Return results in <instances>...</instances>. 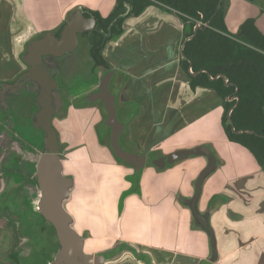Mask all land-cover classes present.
Instances as JSON below:
<instances>
[{"label": "crops", "instance_id": "obj_1", "mask_svg": "<svg viewBox=\"0 0 264 264\" xmlns=\"http://www.w3.org/2000/svg\"><path fill=\"white\" fill-rule=\"evenodd\" d=\"M116 1L0 0V83L11 84L24 71L32 40L59 30L77 10L107 18ZM223 17L232 35L241 34L248 18L264 35L255 17H242L233 29ZM121 29L105 43L102 58L124 125L120 139L145 162L135 170L114 156L109 141L108 150L85 135L81 142L63 137L69 143L63 174L74 180L65 208L84 252L102 256L97 264H264V173L247 149L227 139L217 93L190 88L180 65L189 37L184 24L174 12L149 6L126 17ZM198 147L216 160L196 203L214 235L213 260L209 236L187 204L207 157L155 163Z\"/></svg>", "mask_w": 264, "mask_h": 264}, {"label": "trees", "instance_id": "obj_2", "mask_svg": "<svg viewBox=\"0 0 264 264\" xmlns=\"http://www.w3.org/2000/svg\"><path fill=\"white\" fill-rule=\"evenodd\" d=\"M218 2L219 0H117L107 18L100 17L96 12L88 13L96 20L94 33L87 36L89 55L93 63L106 67L102 58L105 43L121 33L126 17L138 16L149 6L174 12L184 24L186 37L193 34L198 22L208 24L199 29L195 37L184 46V54L192 63V72L205 70L208 73L189 75L190 88L206 87L217 93L223 103L222 126L227 139L247 149L264 173V35L251 18L240 26V35L230 34L224 24L222 2L219 9H216ZM180 65L188 72L187 60L181 59ZM221 74L225 75L226 81L221 77L213 80L209 77L215 78ZM236 87L238 91L235 93ZM234 96L238 98V103L231 111L234 128L253 131L257 136L235 135L231 131L226 115L236 102L228 99Z\"/></svg>", "mask_w": 264, "mask_h": 264}, {"label": "water", "instance_id": "obj_3", "mask_svg": "<svg viewBox=\"0 0 264 264\" xmlns=\"http://www.w3.org/2000/svg\"><path fill=\"white\" fill-rule=\"evenodd\" d=\"M220 4L221 0H219L217 4V10L219 9ZM94 24V18L85 17L80 10L75 11L64 24L58 38L54 37L52 34H45L41 39L35 40L28 45L23 60L30 67L29 70L22 75L16 83L6 86V88L11 89L10 92H13L28 81H33L39 84L40 91L37 97L39 111L35 114V126L45 133V141L47 144L56 145L57 139L55 131L50 125V118L53 110L51 106L50 92L53 83L50 80L49 73L42 65V58L47 55L60 57L66 53H72L78 44V34L91 31ZM203 26L207 27L208 24L203 25L201 22L197 23L193 29V34L183 42L180 49L181 59L188 61V72L192 76L207 72L205 70L192 72V63L184 54V46L187 41L195 37L197 31L202 29ZM111 77V72L102 76L99 84V91L94 99L102 101L104 105L106 113L104 124L110 130L109 146L114 156L117 159L124 161L129 166H134L135 170H140L144 166L145 159L142 156L126 152L119 145V138L124 130V125L118 120L115 97L109 90ZM209 77L210 79L221 77L226 81L224 74L215 78H212L210 75ZM226 86H228L227 83ZM237 91L236 87L235 93ZM228 100H236L235 104L229 109L226 115L227 122L230 125L233 134H253L257 136L258 134L253 131L236 130L234 128L231 119V111L238 103V98L234 96ZM190 156H206L208 159V164L200 171L197 177L195 194L187 204L191 210L196 225L209 234L210 248L213 251L211 258L215 259L216 250L214 235L209 233L210 228L206 219L202 218L196 210V203L200 196L202 182L216 167L215 158L208 149L198 147L192 150L176 152L160 161H156L155 163L157 166L162 167L166 164L189 158ZM37 176L40 188L38 211L45 220L53 225L59 243V249L57 250L51 264H97V259H100L102 262V256H92L84 252V241L73 228V217L66 210L65 203L70 200L74 180L63 174L62 163L53 152L44 154L38 159Z\"/></svg>", "mask_w": 264, "mask_h": 264}, {"label": "rangeland", "instance_id": "obj_4", "mask_svg": "<svg viewBox=\"0 0 264 264\" xmlns=\"http://www.w3.org/2000/svg\"><path fill=\"white\" fill-rule=\"evenodd\" d=\"M221 2L223 13L232 29L237 27L244 16L255 17L261 26L262 24L264 26V0H221ZM89 48L88 38L81 35L72 55L62 58L63 67L60 82L64 88L71 91V96L80 89L81 94L84 93L87 84L99 83L100 78L107 71L106 67L93 63L89 55ZM28 103L24 100L14 108L4 110L5 113L1 115V118L6 116L7 119H10L14 131L24 138L32 136L33 132ZM86 104H92V102ZM60 109L58 116L64 121L62 129L64 138L73 142H81L85 135L88 142H98L109 150V130L104 125L105 111L101 110L99 104L73 107L69 99H64ZM33 110L35 109L32 106L31 111ZM118 119L122 121L120 116ZM119 144L123 150L129 149L120 138ZM2 212L17 224L20 236L25 239V243L23 242L21 246L22 250L26 247L31 249L30 257L20 256L19 264H45L47 260H51L59 244L52 226L41 220L36 214L33 203L26 200L23 195L16 196L7 190L0 194V214ZM12 242V234L6 229L0 228V252L8 251ZM0 262L3 263L2 259Z\"/></svg>", "mask_w": 264, "mask_h": 264}, {"label": "flooded vegetation", "instance_id": "obj_5", "mask_svg": "<svg viewBox=\"0 0 264 264\" xmlns=\"http://www.w3.org/2000/svg\"><path fill=\"white\" fill-rule=\"evenodd\" d=\"M83 15L87 18H94L85 12H83ZM63 26L59 31L56 30L55 32L49 34H52L54 35V37L58 38L60 36ZM95 28L96 20L94 27L91 31H86L81 34H78V42L79 37L81 35L87 37L94 33ZM44 35L45 34L40 35L35 40L41 39ZM72 53H66L60 57L47 55L42 58V65L49 73L50 80L53 83L50 92L51 106L53 109L50 118V125L54 129L56 134V145L47 144L45 141V133L35 126V114L39 111V106L37 103V97L40 91L39 84L33 81H28L18 87V89H16L15 91L10 92L11 89L6 88L7 84L0 83V194L4 193L5 191L7 192L8 190L13 195H23L26 200L34 204V210L36 214H38V216L41 218V220H44L48 224H50L53 230V225L47 220H45L41 213L38 211V204L40 200V188L37 176V161L42 155L51 152H53L60 159L62 164L63 161H65L66 159V151L69 143L65 142L62 136L64 121L58 116V113L61 110V103L64 99H69L70 104L73 107L82 105L92 106L99 104L101 110H104V105L102 101L94 99L95 95L99 91L100 81L99 83L92 82V84L90 85L87 84V89L84 93L81 94L80 89L73 96L70 95L71 91L67 88H64V86L61 84V70L63 67L62 58H64L66 55H72ZM25 66L26 68L24 69V71L13 82H11V84L8 85L16 83L19 78L29 70L30 67L27 64H25ZM24 100L29 102V117H31L30 124L33 129L32 136L29 135L28 138H24L18 135V133L14 131V128L10 123V119H7L6 116L4 118H1V115L5 113L4 110L12 109ZM87 102H92V104H86ZM32 106L35 109L33 111H31ZM64 175L67 176L66 174ZM200 216L202 218H205L202 215ZM0 228L6 229L12 234L13 237V242L10 246V249L6 252H0V259H2L3 261V263L0 262V264H19L20 256H23L25 258L26 256L27 258L30 257L31 249L26 247L22 250L21 248L22 243H25V239L20 236L17 224L12 220L8 219L4 212L0 214ZM209 233H211V230H209ZM56 252L57 251L54 252V255L52 256L51 260H47L45 264L52 263ZM212 253L213 251L211 250V255ZM211 259L213 260L214 258Z\"/></svg>", "mask_w": 264, "mask_h": 264}]
</instances>
